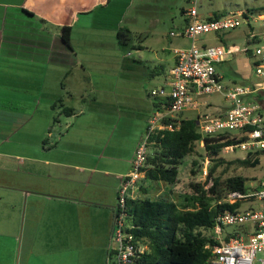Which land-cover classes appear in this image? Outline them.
I'll return each mask as SVG.
<instances>
[{"label": "rangeland", "instance_id": "374dc122", "mask_svg": "<svg viewBox=\"0 0 264 264\" xmlns=\"http://www.w3.org/2000/svg\"><path fill=\"white\" fill-rule=\"evenodd\" d=\"M139 1L141 0H135L127 11L125 8L121 10L120 26L123 31L128 29L130 41L119 46L120 52L116 59L104 57L102 60L104 63L89 66L88 71L92 74L97 72L106 74L103 76L106 90L100 95L105 102L101 104L97 101L92 105L93 107L82 112L76 110L78 116L67 119V129H64L66 118L62 114L61 124L55 123L52 129L51 133L54 136L46 141V145L54 143L52 141L55 139V134L57 135L58 128V130L62 129V133L68 134L67 138H72L71 149L78 150L79 144H83L87 154L83 164L99 171L94 177L97 178L98 184H91L86 189V192L89 191L88 197L96 201L99 199L96 194H101L100 200L109 203L114 209L117 205L118 190L112 195L109 189L103 188L102 184H109L110 187L113 185L115 180L113 173L119 166H128L126 160L133 145L137 141L140 144L147 136L148 124L145 127L143 119L153 115V103L161 97H152L150 94L152 91L160 90L168 75V64L161 59L173 54L171 51L174 48H188L192 44L198 46L200 39L207 43L211 38V35H202L192 41L169 36L170 32L181 31L182 28L179 27L184 23L185 12L192 7L193 1L197 15L201 16H205V13L226 14L238 11L244 13L247 11L251 14V19H247L243 14L240 25L228 31V36L223 38L226 43H234L238 48L252 52L251 56L246 52L240 53V57L248 62L250 67L244 79H234L236 85H244L251 80L258 81L254 74V63L264 64V58L254 54L255 49L264 53V27L262 20L257 18L259 14H264V0H152L149 7L141 5ZM139 35L143 37L141 42L144 41L147 46L142 53L144 56L142 62L138 63L137 50L131 44L138 43ZM126 53V59L120 60V57ZM107 55L114 56L111 50H108ZM216 70L222 73L224 83L231 81L229 69L225 64L217 66ZM85 97L91 99L92 95ZM10 107H16L15 103H10ZM75 107L81 106L75 103ZM184 116L195 119L194 112H185L176 117ZM37 120L38 114L33 121L18 130L8 124L0 127V151L13 155L12 158L0 157V175L3 176L0 177L2 179L0 181H9L7 178L16 174L21 177L17 171L30 166L26 165L29 163L26 157L38 156ZM8 134L11 139L7 144L3 141L5 138L3 136ZM107 145L104 156L98 158L100 154L95 155L96 149L100 146L102 154ZM66 146L61 144L59 149ZM221 157L226 162H230L216 170V174H220L221 178L243 177L246 180L247 192L258 186L264 173V153L257 156L259 163L255 167L233 163L246 157V152L237 149L231 152L222 151ZM207 167L208 161L202 144L196 143L193 153L187 156L178 168V179L171 187L173 195L189 192L191 183L203 180L202 172L204 170L206 172ZM145 181L143 187L149 184ZM10 183H16L14 185H17V188L8 190L0 186V224L5 225L3 229L5 233L0 234V264H105L103 211L100 207L91 206L79 212L71 209L65 212H52L49 219L56 220L57 223L51 228L41 229L38 233V216L45 217L47 208L38 213V201L32 207L28 203L31 198L38 197L33 195L34 197H30L27 201L26 190H22L24 188L21 181L13 180L12 177ZM163 189L164 185L154 187L155 192L151 191L149 196L157 195ZM140 197H143V194ZM258 205H260L259 201L247 200L239 204V209ZM14 222H17L15 229H11ZM28 226H30L29 230ZM231 230L232 228H227V231ZM202 233L205 236L211 234L210 231H202Z\"/></svg>", "mask_w": 264, "mask_h": 264}, {"label": "crops", "instance_id": "0c3cea01", "mask_svg": "<svg viewBox=\"0 0 264 264\" xmlns=\"http://www.w3.org/2000/svg\"><path fill=\"white\" fill-rule=\"evenodd\" d=\"M151 1L139 2L149 7ZM134 2L135 0H0V127L8 124L18 130L33 121L38 114V156L26 157L29 161L26 165L30 166L17 171L21 177L17 174L12 175L13 180L21 181L24 188L22 190H26L27 201L33 195L38 197L29 200L31 207L38 201V213L46 208L48 210L45 211V217L38 216V233L41 229L51 228L57 223L56 220L49 219L52 212H65L67 209L79 212L91 206L100 207L103 211L105 264L108 261L115 209L109 203L100 200L101 194H96L99 199L94 201L88 197L89 191L86 192L91 184H98L97 178L94 177L99 171L83 164L87 157L83 144H79L78 150L71 149L72 138H67L68 134L62 133V129L57 128V135L55 134V139L52 141L54 143L46 145V141L54 136L51 133L52 129L55 123L61 124L62 114L66 118L64 129H67V119L78 116L76 110L82 112L93 107L92 105L97 101L101 104L105 102L100 95L106 90L103 78L106 74L103 72L92 74L88 71L89 66L104 63L102 61L104 57L116 59L117 54L119 55L118 32L122 30L121 10L125 8L127 11ZM186 12L184 23L179 28L183 29L191 21ZM213 15L215 14L205 13V16H201L196 13L197 19L201 21ZM244 16L247 19L252 18L247 11ZM257 18L264 20V14H259ZM63 27L71 28L68 46L60 38ZM205 35H211V38L207 43L200 39L199 47L223 46L237 50L226 55L223 61L214 64V71L223 86L247 87L257 82L251 80L244 85H236L234 81V79L242 80L247 76L250 66L240 57V53L246 52L251 56L250 50L240 49L234 43H226L223 38L228 36L227 32ZM142 38L139 35L138 43L131 44L132 47H140L136 49L138 63L142 62L144 57L142 53L147 46L144 41L141 42ZM108 50H111L114 56L107 55ZM126 57L127 53L122 55L120 60H125ZM161 60L168 64V75L160 89L167 90L169 72L174 66L175 59L171 54ZM222 64L229 69L230 82L224 83L222 73L216 70V67ZM86 95H92V98L88 99ZM195 100L197 104L195 109H185L180 114L194 112L196 119L204 115L221 117L228 108L227 102L219 94L197 96ZM244 101L255 102L264 118V94L261 91L246 96ZM74 102L81 107H75ZM10 103H15L16 107L11 108ZM10 111L12 114H8ZM149 117L143 119L145 127ZM183 118L191 119L185 116ZM3 137H5L3 141L8 144V140L11 139L10 134ZM138 142L133 145L127 157L128 166L121 167L117 163L119 167L113 173L115 176L113 185L110 187L109 184H102L103 188L109 189L112 195L118 190L120 178L130 170ZM61 144L67 146L59 149ZM107 147L108 145L101 154L99 146L95 155L100 154L98 158H102ZM0 157L12 158L13 155L0 151ZM12 177L7 178L9 181H0L2 182L0 186L15 190L16 183H10ZM139 194H142L141 189ZM16 224L17 222H14L11 229H15ZM4 226L0 224V234L5 233ZM29 228L30 226L27 229ZM39 249L38 244V251Z\"/></svg>", "mask_w": 264, "mask_h": 264}, {"label": "built area", "instance_id": "2783aa9c", "mask_svg": "<svg viewBox=\"0 0 264 264\" xmlns=\"http://www.w3.org/2000/svg\"><path fill=\"white\" fill-rule=\"evenodd\" d=\"M243 14L244 12L238 11L201 21L197 19L193 1L192 7L186 12L191 18L190 23L181 31L170 32L169 35L194 41L205 34L228 32L240 25ZM262 22L264 27L263 19ZM233 49L223 46L199 47L192 44L188 48L172 50L175 63L169 72L168 89L151 92L154 96L168 97L169 105L164 111L155 112L149 118L147 136L136 147L129 172L120 178L107 264H135V259L146 249L138 245L131 233L133 226L127 223L125 205L128 200L138 199L139 190L145 185L143 168L148 154L147 138L155 130L164 129L161 122L165 118H175L185 109H195L197 96L219 94L228 104L226 112L221 117L204 115L197 119L199 133L203 136H214L241 131L245 140L224 147L223 152L237 149L254 153L264 150V118L256 103L244 101L246 96L255 91L264 93V66L254 64V74L259 80L252 86H223L214 71V64L237 51ZM254 54L264 58L261 50L256 49ZM245 128L248 130L243 131ZM202 174L205 175V170ZM247 200L259 201L260 205L243 210L238 208L215 217L210 230L215 243L210 247V257L205 264H264V173L256 188L247 193L229 192L223 201L232 204ZM227 228L232 230L227 231ZM226 235L228 236L224 240Z\"/></svg>", "mask_w": 264, "mask_h": 264}, {"label": "trees", "instance_id": "16d2710c", "mask_svg": "<svg viewBox=\"0 0 264 264\" xmlns=\"http://www.w3.org/2000/svg\"><path fill=\"white\" fill-rule=\"evenodd\" d=\"M220 15L215 14L209 19ZM70 33V27L61 28L60 38L66 46L69 45ZM128 34V30L118 32L120 45L130 41ZM168 105V97L157 98L153 103V114L164 111ZM161 123L164 129L155 130L147 138L150 153L143 171L149 184L141 187L143 197L128 200L125 205L127 223L133 226L131 233L138 245L146 248L135 259V264H205L215 242L211 235L205 236L202 231L212 229L218 214L239 208L240 202L228 204L223 201L227 193H247L243 177L221 178L216 174L219 167L230 164L221 157L223 148L244 141L245 136L241 131L203 136L198 131L196 118L167 117ZM246 130L248 128L243 131ZM196 143L202 144L208 161L207 170L201 182L190 184L189 192L175 196L171 187L178 179V168L193 153ZM261 153L264 150L246 153L243 160L233 163L255 167ZM161 185H164L163 191L149 196L151 191L155 192L154 187Z\"/></svg>", "mask_w": 264, "mask_h": 264}]
</instances>
